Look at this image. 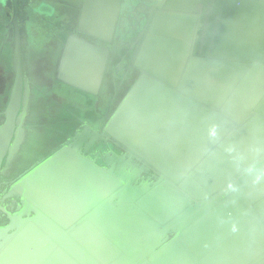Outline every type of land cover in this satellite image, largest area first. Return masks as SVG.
Instances as JSON below:
<instances>
[{
	"label": "water",
	"instance_id": "water-1",
	"mask_svg": "<svg viewBox=\"0 0 264 264\" xmlns=\"http://www.w3.org/2000/svg\"><path fill=\"white\" fill-rule=\"evenodd\" d=\"M0 264H264V0H0Z\"/></svg>",
	"mask_w": 264,
	"mask_h": 264
},
{
	"label": "flooded vegetation",
	"instance_id": "flooded-vegetation-1",
	"mask_svg": "<svg viewBox=\"0 0 264 264\" xmlns=\"http://www.w3.org/2000/svg\"><path fill=\"white\" fill-rule=\"evenodd\" d=\"M44 9H45V8H44ZM44 9H43V10H44ZM67 16H68V18H74L72 14H69V15H67ZM51 21H52V20H51ZM51 21L48 20L47 22H48V23H51ZM35 25H36V24H35ZM69 28H70V26H68V29H69ZM30 30H31V29H29V32H30ZM66 31H67V30L64 29V32H63V33H64L65 37L67 36V35H66V34H67ZM56 33H57V32H56ZM56 33H55V34H56ZM55 34H53V38H54V35H55ZM64 35H63V36H64ZM65 37H64V39H65ZM55 40H56V39H55ZM59 40H62V37H60ZM57 42H59V41L57 40ZM55 45L57 46V44H55ZM47 57L50 58V55L47 54Z\"/></svg>",
	"mask_w": 264,
	"mask_h": 264
}]
</instances>
